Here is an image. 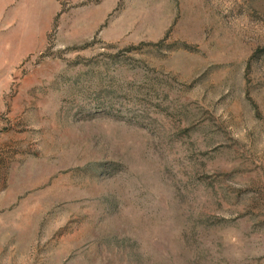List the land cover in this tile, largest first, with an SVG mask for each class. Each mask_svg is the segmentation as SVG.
<instances>
[{
  "label": "rangeland",
  "instance_id": "rangeland-1",
  "mask_svg": "<svg viewBox=\"0 0 264 264\" xmlns=\"http://www.w3.org/2000/svg\"><path fill=\"white\" fill-rule=\"evenodd\" d=\"M0 264H264V0H0Z\"/></svg>",
  "mask_w": 264,
  "mask_h": 264
}]
</instances>
